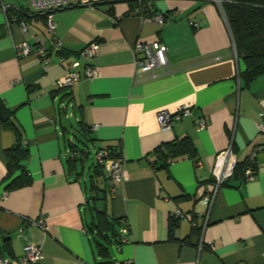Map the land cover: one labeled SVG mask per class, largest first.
<instances>
[{"label": "crops", "instance_id": "obj_1", "mask_svg": "<svg viewBox=\"0 0 264 264\" xmlns=\"http://www.w3.org/2000/svg\"><path fill=\"white\" fill-rule=\"evenodd\" d=\"M130 1L136 0H71L53 12L51 33L45 14L28 0H0V98L28 148L23 165L31 178L27 186L4 189L5 151L16 136L0 126V256L13 259L35 244L42 256L33 264H264V132L258 129L264 74L248 85L240 77L244 63L221 0H140L143 7L135 10ZM153 14L164 15L161 25L146 18ZM22 41L43 43L51 54L47 68L33 55L16 56ZM90 41L99 47L88 60L80 51ZM137 41L163 42L167 70L135 76ZM73 60L81 61L77 71L88 63L96 75L56 87ZM182 104L192 115L161 129L157 111ZM71 117L76 131L87 126L93 147L111 146L123 159L125 179L115 194L95 162L85 177L82 159L89 152L71 154ZM199 117L205 126L197 125ZM185 136L202 165L180 156L164 166L154 150ZM229 147L239 168L206 204L216 156ZM253 150L255 174L244 180ZM90 206L106 212L118 238L126 226L128 241L98 235ZM39 217L46 230L34 223ZM170 219L177 221L172 235Z\"/></svg>", "mask_w": 264, "mask_h": 264}, {"label": "built area", "instance_id": "obj_2", "mask_svg": "<svg viewBox=\"0 0 264 264\" xmlns=\"http://www.w3.org/2000/svg\"><path fill=\"white\" fill-rule=\"evenodd\" d=\"M140 1V0H139ZM219 1V0H218ZM30 5L38 12L45 14L46 29L49 32H54L55 23L53 20V12L68 6L71 0H28ZM148 19H153L157 24L161 25L164 21V15L153 14L146 16ZM26 25L22 24V30L26 31ZM55 46L58 48L61 46V42L56 40ZM98 43L96 41L88 42L80 51V56L85 59L93 58L98 51ZM133 56L134 75L139 78L146 76H154V71L159 68L163 71L167 70V46L160 41L143 42L137 41L131 48ZM16 56H28L33 55L44 68H47L51 54L48 49L41 42H37L34 45L29 44L26 41H22L15 45ZM58 61L65 60L62 54H57ZM81 65L80 60H73L67 62L68 70L66 74L58 79L55 83L56 87L72 88L82 78L90 79L96 75V69L85 63L81 72L76 68ZM192 115V108L189 105L182 104L178 108L171 112L167 109H160L156 113V119L161 129H170L172 125L183 117H189ZM261 121L258 123V129L264 132V110L259 113ZM197 125L205 126L206 119L199 117L196 120ZM71 152V151H70ZM71 154H76L71 152ZM92 156L95 163L103 166V171L109 182V192L113 195L122 186L125 179L124 161L121 156H114L112 150L108 147H94ZM255 156L256 151L253 150L248 157L246 163L243 178L244 180H251L255 174ZM194 164L196 167L202 165L201 160L195 159ZM235 166V157L232 154L231 148L220 152L216 156V160L213 166V181L210 189L203 197V201L206 204L212 203L218 188L225 183L230 177ZM5 193L0 196L3 198ZM179 214V212H178ZM34 223L41 229L46 230L47 225L44 217H39L34 220ZM128 229L126 226H122L119 231V242L125 243L127 238ZM41 250L35 244H27L23 247L21 255L9 259L0 256V264H33L35 261L41 258ZM123 264H134L131 259H125ZM240 264V263H239ZM242 264V263H241Z\"/></svg>", "mask_w": 264, "mask_h": 264}, {"label": "trees", "instance_id": "obj_3", "mask_svg": "<svg viewBox=\"0 0 264 264\" xmlns=\"http://www.w3.org/2000/svg\"><path fill=\"white\" fill-rule=\"evenodd\" d=\"M142 4L143 2L139 0L130 1L132 10L142 8ZM221 6L230 29L235 52L244 63L240 77L248 85L264 74V0H221ZM13 114V110L7 107L0 98V126L11 129L16 136L14 144L5 151L6 174L1 183H5L6 192L27 186L31 182L29 173L23 165V161L28 157V148L23 144L21 131L14 121ZM79 132L83 138L93 140L86 125L79 129ZM77 139L81 141L79 137ZM106 147L112 150L114 156H120L113 147ZM69 148L71 152L77 153L78 150L85 155L88 153L84 149H77L75 143H70ZM154 152L162 160L164 166L180 156H188L194 160L198 158L194 143L188 136L165 143L163 146L157 147ZM237 168L239 165L235 164L234 170ZM95 170L102 176L105 174L103 166L97 163ZM107 189L109 191L108 179ZM98 198L99 196L92 197L93 201ZM90 209L94 211L91 226L94 227L97 234L105 238L113 237L117 232L106 212L103 209L97 210L95 206H90ZM176 222V219L169 220L171 235ZM91 226L89 228L93 230ZM114 239L119 242L118 233ZM97 243L100 250L105 249L101 242Z\"/></svg>", "mask_w": 264, "mask_h": 264}, {"label": "rangeland", "instance_id": "obj_4", "mask_svg": "<svg viewBox=\"0 0 264 264\" xmlns=\"http://www.w3.org/2000/svg\"><path fill=\"white\" fill-rule=\"evenodd\" d=\"M68 122H70L73 125L72 127L74 128L70 133V139H72L73 142L76 144V148L77 149H84L85 151L89 152V155L85 159H82L83 160L82 165H83L84 175H85V177H88L92 172L91 167H92L93 163L95 162L94 158L92 156V151L94 150L93 144L90 140L83 138L79 134V132L75 130L76 124L74 122L73 117L69 118ZM74 135H75V137H74ZM76 136H78L79 139H81V141L76 139ZM80 154H81L80 151L77 150L76 155H78V157H81V155H82V157H84L83 154H81V155ZM78 167L81 168V163L79 161H78Z\"/></svg>", "mask_w": 264, "mask_h": 264}, {"label": "water", "instance_id": "obj_5", "mask_svg": "<svg viewBox=\"0 0 264 264\" xmlns=\"http://www.w3.org/2000/svg\"><path fill=\"white\" fill-rule=\"evenodd\" d=\"M74 137H75V135H74ZM76 139H77V136H76ZM70 143H72V144H73V143H74V142H73V140H72V142H70Z\"/></svg>", "mask_w": 264, "mask_h": 264}]
</instances>
